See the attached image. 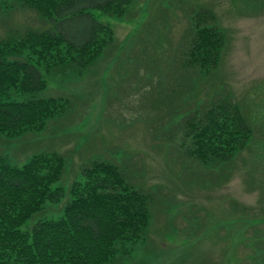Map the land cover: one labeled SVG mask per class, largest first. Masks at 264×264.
<instances>
[{"label": "rangeland", "instance_id": "1", "mask_svg": "<svg viewBox=\"0 0 264 264\" xmlns=\"http://www.w3.org/2000/svg\"><path fill=\"white\" fill-rule=\"evenodd\" d=\"M13 2L0 0V40L9 31L51 29L35 11L10 10ZM92 11L111 29L112 44L89 67L43 72L47 88L36 97L66 99L67 111L43 132L0 136V153L17 166L35 154H62L64 188L93 159L125 168L152 196L153 216L147 240L121 264H255L248 256L264 233V0H132L121 17ZM206 11L226 47L217 71L200 77L176 58L193 17ZM82 26L66 24L73 35ZM226 96L251 117L254 140L230 163L203 167L181 153L182 105Z\"/></svg>", "mask_w": 264, "mask_h": 264}, {"label": "trees", "instance_id": "2", "mask_svg": "<svg viewBox=\"0 0 264 264\" xmlns=\"http://www.w3.org/2000/svg\"><path fill=\"white\" fill-rule=\"evenodd\" d=\"M131 1L15 0L10 5V10L19 5L37 12L51 29L9 31L0 40V136L43 132L67 111L66 99L36 97L47 88L43 72L89 67L113 42L111 29L92 10L121 17ZM73 20L83 24L78 35L67 31ZM190 30L177 64L209 76L221 63L225 35L211 11L197 13ZM182 113L181 153L203 167L230 163L254 140L251 117L227 96L189 110L183 104ZM65 171L60 153L35 154L22 166L0 153V264H121L145 243L153 199L125 168L93 159L69 188L59 185ZM64 201L61 213L48 214L49 207ZM254 239L258 250L248 260L264 264V233Z\"/></svg>", "mask_w": 264, "mask_h": 264}, {"label": "flooded vegetation", "instance_id": "3", "mask_svg": "<svg viewBox=\"0 0 264 264\" xmlns=\"http://www.w3.org/2000/svg\"><path fill=\"white\" fill-rule=\"evenodd\" d=\"M263 225H264V223H263Z\"/></svg>", "mask_w": 264, "mask_h": 264}]
</instances>
